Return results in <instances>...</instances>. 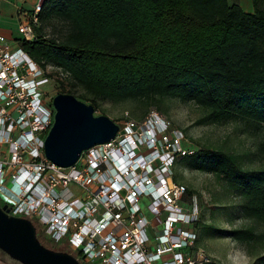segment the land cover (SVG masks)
I'll return each instance as SVG.
<instances>
[{"label":"trees","instance_id":"obj_1","mask_svg":"<svg viewBox=\"0 0 264 264\" xmlns=\"http://www.w3.org/2000/svg\"><path fill=\"white\" fill-rule=\"evenodd\" d=\"M252 3L249 14L229 0H44L33 25L36 39L19 43L43 69L51 65L68 74L95 109L100 101L174 97L205 109V122L241 120L259 130L264 127V0ZM56 23L64 27L61 37L43 34ZM258 150L264 154V139ZM178 163L215 175L242 199L246 217L264 221V167L246 169L236 155L210 148H196ZM194 197L188 189L185 200L191 204ZM35 226L44 246L70 252L66 243L47 246ZM195 230L197 249L206 231L242 244L259 237L252 229L213 228L200 221ZM253 264H264V255Z\"/></svg>","mask_w":264,"mask_h":264},{"label":"built area","instance_id":"obj_2","mask_svg":"<svg viewBox=\"0 0 264 264\" xmlns=\"http://www.w3.org/2000/svg\"><path fill=\"white\" fill-rule=\"evenodd\" d=\"M41 11L39 3L32 14L19 12L22 39H36ZM49 83L47 70L20 43L0 35V199L10 214L66 243L82 264L207 262L196 247L198 201L188 204L187 187L172 181L176 161L195 152L182 145L183 135L169 139L153 112L126 121L115 139L60 167L45 153L55 118L53 98L42 91Z\"/></svg>","mask_w":264,"mask_h":264},{"label":"rangeland","instance_id":"obj_3","mask_svg":"<svg viewBox=\"0 0 264 264\" xmlns=\"http://www.w3.org/2000/svg\"><path fill=\"white\" fill-rule=\"evenodd\" d=\"M229 1L239 4L245 12L253 10L250 0ZM54 26L56 29L46 26L43 34L50 38L61 37L65 31L64 27L57 23ZM46 70L51 77V83L42 87V91L49 96L47 100L71 90L76 98L91 105L81 87H72L68 74L51 65ZM58 82L63 86L60 87ZM153 112L164 121L163 128H167L166 134L169 139L174 134L179 137L183 135L182 145L185 148L221 149L236 155L246 169L264 167V154L258 150L259 144L264 139V127L256 130L254 125L241 120L223 123L205 122L208 112L193 102L185 103L174 97H157L151 101H100L95 109V116H107L121 126L128 120L144 121ZM172 171V181L175 178L177 180L174 183L184 185L191 194L198 196L196 199L201 226L227 230L252 229L259 235L255 240L242 244L231 237L213 234L212 231L202 232L198 250L208 260L203 264H253L264 255V221H255L246 217L240 209L241 198L234 196L213 174L191 170L181 163L174 164ZM73 191L79 194L76 186H73ZM147 202L148 199L142 201V208L149 219H152L146 209ZM0 204L4 205L5 202L0 199ZM41 236L47 246L56 244L44 234L41 233ZM12 261L13 259L0 249V264H12ZM82 262L90 264L83 259Z\"/></svg>","mask_w":264,"mask_h":264},{"label":"water","instance_id":"obj_4","mask_svg":"<svg viewBox=\"0 0 264 264\" xmlns=\"http://www.w3.org/2000/svg\"><path fill=\"white\" fill-rule=\"evenodd\" d=\"M53 106L56 114L45 153L60 167L75 165L85 150L109 143L120 131L117 123L107 116H95L93 105L72 94L56 95ZM0 249L21 264H82L71 253L44 246L34 223L11 215L7 205H0Z\"/></svg>","mask_w":264,"mask_h":264},{"label":"crops","instance_id":"obj_5","mask_svg":"<svg viewBox=\"0 0 264 264\" xmlns=\"http://www.w3.org/2000/svg\"><path fill=\"white\" fill-rule=\"evenodd\" d=\"M43 1L44 0H0V35L5 36L11 44H18L19 40L22 38L19 32L21 23L19 12L26 15L32 14L36 5L43 3ZM250 1L253 10L246 13L252 14L254 13V6L252 0Z\"/></svg>","mask_w":264,"mask_h":264},{"label":"flooded vegetation","instance_id":"obj_6","mask_svg":"<svg viewBox=\"0 0 264 264\" xmlns=\"http://www.w3.org/2000/svg\"><path fill=\"white\" fill-rule=\"evenodd\" d=\"M53 110L55 111V108L53 107ZM55 114H56V111H55ZM1 205V204H0ZM5 205V204H4ZM4 205H2V206H4Z\"/></svg>","mask_w":264,"mask_h":264}]
</instances>
